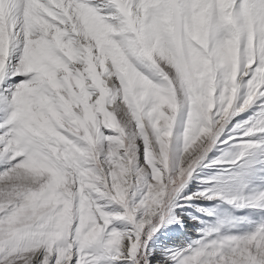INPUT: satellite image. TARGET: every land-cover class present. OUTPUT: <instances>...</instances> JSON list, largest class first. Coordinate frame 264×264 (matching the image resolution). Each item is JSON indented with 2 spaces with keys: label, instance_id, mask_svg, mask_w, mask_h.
I'll return each mask as SVG.
<instances>
[{
  "label": "snow or ice",
  "instance_id": "snow-or-ice-1",
  "mask_svg": "<svg viewBox=\"0 0 264 264\" xmlns=\"http://www.w3.org/2000/svg\"><path fill=\"white\" fill-rule=\"evenodd\" d=\"M0 264H264V0H0Z\"/></svg>",
  "mask_w": 264,
  "mask_h": 264
},
{
  "label": "bare ground",
  "instance_id": "bare-ground-1",
  "mask_svg": "<svg viewBox=\"0 0 264 264\" xmlns=\"http://www.w3.org/2000/svg\"><path fill=\"white\" fill-rule=\"evenodd\" d=\"M196 182H198V180H195ZM195 186V185H194ZM197 187H194L193 189L188 188L185 191V195H187L189 192H196L198 191L200 188L198 187V185H196ZM209 202V200H207ZM206 200H199V201H195L194 205H200L203 204L205 205L207 203ZM209 205V204H208ZM207 206V205H205ZM185 209V208H184ZM184 209H178V213L184 214ZM187 213V212H186ZM194 216H199L196 213H192ZM202 227V225L199 224V222L197 220H193L191 216H185V220H184V227L183 228H173V230H175L174 232L171 233V235L178 241V240H182L184 239L186 236H190V235H195V228L196 227ZM170 228H172V226H169Z\"/></svg>",
  "mask_w": 264,
  "mask_h": 264
},
{
  "label": "rangeland",
  "instance_id": "rangeland-1",
  "mask_svg": "<svg viewBox=\"0 0 264 264\" xmlns=\"http://www.w3.org/2000/svg\"><path fill=\"white\" fill-rule=\"evenodd\" d=\"M210 171H212V169H208V170H206L205 171V173H201V175H204V174H207V172H210ZM196 179H193L192 181H191V183L189 184V186H188V188H191V189H193L194 187H197L196 185H198V187L199 188H201V187H203L204 185H202V183H201V181L199 180V179H197L198 180V182H196L195 181ZM195 185V186H194ZM195 201H199V200H193V201H191L190 202V204H192V205H194V202ZM207 201V200H206ZM214 203H216L215 201H207V203L205 204V205H211V204H214ZM185 211H184V214H185V216H186V212H191V213H196V214H198L199 216H201V217H204L205 219H211L210 217H205L204 216V214L203 213H201V212H199V211H197V209H196V207H185V209H184ZM171 226V225H170ZM173 228H176V227H174V226H172V232H174L175 230H173ZM171 232V233H172ZM154 243L155 244H160L161 243V241L160 240H156V241H154Z\"/></svg>",
  "mask_w": 264,
  "mask_h": 264
}]
</instances>
